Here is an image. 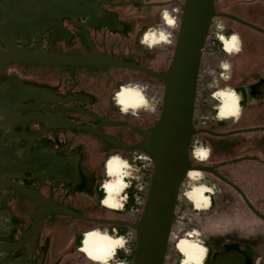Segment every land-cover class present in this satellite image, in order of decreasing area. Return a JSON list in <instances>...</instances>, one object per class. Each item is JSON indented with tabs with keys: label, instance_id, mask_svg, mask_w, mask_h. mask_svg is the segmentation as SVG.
<instances>
[{
	"label": "water",
	"instance_id": "water-1",
	"mask_svg": "<svg viewBox=\"0 0 264 264\" xmlns=\"http://www.w3.org/2000/svg\"><path fill=\"white\" fill-rule=\"evenodd\" d=\"M117 68L164 84L146 130L121 110L136 92ZM262 130L264 0H0V264H80L105 247L76 229L80 220L133 230V264H165L193 171L223 179L264 221L214 168L263 162L190 160L198 131ZM121 150L153 161L143 213L137 222L91 218L117 209L101 164ZM184 247L179 264H264V244L238 235Z\"/></svg>",
	"mask_w": 264,
	"mask_h": 264
},
{
	"label": "rangeland",
	"instance_id": "rangeland-1",
	"mask_svg": "<svg viewBox=\"0 0 264 264\" xmlns=\"http://www.w3.org/2000/svg\"><path fill=\"white\" fill-rule=\"evenodd\" d=\"M116 77L124 79V83L129 87L137 86L138 88L143 89L148 100L149 105L145 107L146 109L141 108L127 112L128 116L134 123L150 124L151 120L149 118H159L164 93V84L161 81L151 76L132 72L131 70L117 69ZM135 113L139 114V116ZM142 116L146 118H143ZM142 121L143 123H141ZM133 137L136 138L135 135ZM196 140L195 147L192 149V152H190V159L193 158L194 160H198L195 156L196 149L203 148L208 151L210 146L213 149L214 157H217L218 160L222 161L224 159L237 158L238 156L246 154L263 153V150L261 149L264 147V131L227 136L220 141L211 139L206 135L196 138ZM255 145L258 147L256 148ZM116 156L120 157L125 162L116 168L115 173L117 175H114L112 182L114 181L121 187L117 190L118 186H116L114 190L117 196L122 198V200H125L124 193L127 189L126 182L131 181V187L126 191L129 199L122 210L116 211L107 208H105V210L109 212V215L111 216L110 219H116L113 217L115 216V213H118L115 216L118 217L116 220L136 222L141 217L140 212L142 205L140 203L142 201V196L145 197V193L149 189L154 168L148 160L135 159V157H132L128 153L123 154L122 151ZM127 161L129 167L126 169V181H122L119 177V171L124 167ZM252 168L254 167L248 166L247 162H243L237 165L231 164L225 169L229 170L240 183L251 185L253 182V179H251L252 176H248L247 179H242L241 175L244 173L253 174L251 171H248L252 170ZM133 175L139 179H131V176ZM108 180L109 178L106 177L105 182ZM207 182L208 181L204 179L203 175H201V179L197 180L188 176L183 183L177 203V214L173 223L170 246L168 248L165 264H179V256L181 254L176 249V243L188 233L197 232V238L200 242L215 241L238 234V236L264 244V223L256 219V217L248 210L240 196L236 192L227 188L218 187L215 189L214 187L207 185ZM196 184L205 185L211 190V207L213 206V208L210 207L205 211L196 210L186 199L185 194ZM140 187H143L142 193L138 189ZM109 191L110 189L108 192ZM195 194L198 196L201 195L204 198L208 197L206 194H202L199 190H196ZM247 195L256 207L264 213V207L258 203L264 200V191H252L248 192ZM137 197H139V201H137ZM81 225L83 231L90 233L97 234L102 230H107L108 232L105 234L109 233L111 236L113 235L115 237L122 236L125 239V245L118 251L113 261L110 259L113 258V255L106 252L110 258L97 257L92 254V256L95 257L93 258L89 254H85L90 260L84 255L80 264H133V253L135 252L137 240L136 233L133 230L125 227L112 228L106 225H95L88 222H84ZM119 229H122L123 232L120 233ZM69 261L70 264H79L72 260Z\"/></svg>",
	"mask_w": 264,
	"mask_h": 264
},
{
	"label": "flooded vegetation",
	"instance_id": "flooded-vegetation-1",
	"mask_svg": "<svg viewBox=\"0 0 264 264\" xmlns=\"http://www.w3.org/2000/svg\"><path fill=\"white\" fill-rule=\"evenodd\" d=\"M117 69H119V70H131V69H126V68H117ZM133 71H135V70H133ZM136 72H139V71H136ZM141 73H143V72H141ZM130 78H131V76H130ZM119 79L122 82L125 81L122 78H119ZM141 90L143 91V89H141ZM143 93H144V91H143ZM144 96H145V94H144ZM145 98H146V96H145ZM121 110L132 111V110H138V109H134V108H130V107L129 108H122L121 107ZM136 115L139 116V114H136ZM135 124L139 125L137 123H135ZM146 124H148V123L140 124L141 129L146 130V128H147ZM262 131H264V130H262ZM125 132H128L127 133V139L131 143L138 144L139 139L137 138V136L134 133L130 132V128H126ZM198 132H199L198 135H196L194 137V139H193V144H192L193 146H191V152H192V149L195 147V143L197 142L196 138L202 137L203 135L214 136V137H218V138H224V137H227V136L238 135V134H233L232 133V134H227L225 136H221L220 137V136H215V135L210 134V133H204V132H201V131H198ZM256 132H260V131H256ZM250 133H253V132H250ZM241 134H244V133H241ZM134 135H135L136 138L133 137ZM255 147L257 148L258 146L255 145ZM261 150H263V153L246 154V155L238 156L237 158L224 159V160L221 161V160H218L217 157L216 158L214 157L213 149L209 146V150L208 151L200 149V151L198 152V160H194L193 158L190 159V160H191L193 165H197V166H213V165H217V164H221V163H225V162H230V161H234V160H238V159L246 158V157L255 158V159H257V160H259V161L264 163V147ZM121 151L123 152V154H127V152H125L124 150H121ZM124 162L125 161L122 160L120 157L115 156L112 160H110V161H108L106 163V170H105V163L101 164L103 175H104V179L106 177L109 178V180L105 182L106 183V187H107V191L110 189V191L108 193L117 202V209H110V210H116V211L117 210H122L123 209V205L125 203V200H122V198L117 196L116 192L114 190V188L116 186H118V185L114 181L112 182L114 175H117L115 173L116 168L119 167ZM243 162H247L248 166H253L254 167V168H252V170H248V171H251L253 174L244 173L243 175H241L242 179H247L248 176H252L251 179H253V182L251 181L252 182L251 185H247V183H244V184L240 183L237 179H235V177L230 173L229 170L225 169L226 167H228L231 164L237 165V164H240V163H243ZM214 168L216 169V171L222 177L226 178L227 180L232 182L234 185H236L247 196V198L249 200H250V198L247 195L248 192L261 191V190L264 191V165L262 163L258 162V161H255V160H241V161H236V162H233V163H230V164L216 166ZM201 175H203L204 179H206L208 181L207 185H209L211 187H214L215 189L218 188V187L219 188H227V189H230V190L236 192L240 196V198L243 200V202L246 204V207L248 208V210L256 217V219L259 220V221H263L261 218L256 216L251 211V209L248 207L247 203L245 202L244 198L240 195V193L237 190H235L231 185L226 183L223 179L218 177L217 175L212 174V173H206V172H198V171H195V172H192V173L189 174V176L191 178H194L195 180L201 179ZM111 182H112V184H111ZM196 190H199L202 194H206L208 196V197L204 198L201 195H199V202L200 203L197 206L192 202V199H194L196 197V194H195ZM210 192H211V190L207 186L202 185V184L201 185H197L196 184V185H194V187L191 190H189L185 194V197L194 206V208L196 210H200V211L204 210V209H202V206L204 205V203L208 204V207L206 209V210H208L211 207V197L209 196ZM251 202H252V205L255 207V209L264 217V213L260 209H258L256 207V205L253 203V201H251ZM211 208H213V206ZM210 211H211V209H210ZM116 214H118V213H115V216H116ZM176 214H177V210H176V213H175V218H176ZM115 216L113 218L117 219L118 217H115ZM89 217H91V218H102V219H110L111 218V216L109 215V212L106 211L105 208H97ZM175 218H174V220H175ZM82 223H84V221L80 220L78 225H77V227H76V229L83 230V227L81 225ZM106 232H108V231L107 230H102L99 233H97V235H101L102 238H103V236H104V234ZM186 236L180 238L177 241V243H176V249L178 250V252L180 254H183L184 251L186 250L185 247H184V245H185V239L184 238H186ZM190 242H200L199 239L197 238V232L191 233ZM106 252L104 253V252L100 251L99 253H92V254H94L97 257H109L107 255L108 253H106ZM92 254H89V255L91 257L95 258L94 256H92ZM88 259L90 260V258H88ZM110 259L113 261V258H110ZM66 264H70V261H68Z\"/></svg>",
	"mask_w": 264,
	"mask_h": 264
},
{
	"label": "bare ground",
	"instance_id": "bare-ground-1",
	"mask_svg": "<svg viewBox=\"0 0 264 264\" xmlns=\"http://www.w3.org/2000/svg\"><path fill=\"white\" fill-rule=\"evenodd\" d=\"M130 88L136 92V98L121 104L122 108L130 107V108H134V109H141V108H145L146 106L149 105L148 100L145 98L144 93L141 90V88H138L137 86H131ZM127 168H128V163H126L124 165V167L119 171V177H120V180H122V181H125V178L127 176V173H126ZM193 172H195V171H193ZM190 173H192V172H190ZM120 187L121 186H118L117 190H119ZM192 202L197 206L200 203L199 202V196L196 195V197L194 199H192ZM207 207H208V204L204 203V205L202 206V209L206 210ZM190 238H191V233H188L186 238H184L185 244L191 243ZM102 239H103V243H104L105 247L101 250V252H106V251L109 252L111 255H113V260H114L118 251L124 247L125 239L122 236H120V237H115L113 235L111 236L109 233L105 234Z\"/></svg>",
	"mask_w": 264,
	"mask_h": 264
},
{
	"label": "built area",
	"instance_id": "built-area-1",
	"mask_svg": "<svg viewBox=\"0 0 264 264\" xmlns=\"http://www.w3.org/2000/svg\"><path fill=\"white\" fill-rule=\"evenodd\" d=\"M203 149V148H202ZM204 150V149H203ZM200 151V149H196V151H195V156L197 157V159H198V152ZM135 159H137V157H135ZM138 159H140V160H144V159H142V158H138ZM145 160H147V159H145ZM150 163H151V165L153 166V168H154V164H153V161L152 160H148ZM127 163H128V161H127ZM128 167H129V164H128ZM131 179H136V180H138L139 178L138 177H134V176H131ZM125 181H126V179H125ZM128 183H130V184H128ZM126 184H127V189H126V191L128 190V189H130V187H131V184H132V182L130 181V182H126ZM138 187V186H137ZM139 189V191L142 193L143 192V187H140V188H138ZM126 191H125V193H126ZM147 192H148V190L146 191V193H145V195L147 196ZM124 193V198H125V203H127V201H128V194L126 193L125 194ZM143 197L142 196V201H141V205H142V209H141V212H140V214L142 215V213H143V209H144V206H145V203H146V198L147 197ZM209 196H210V193H209ZM211 197V196H210ZM137 201H139V197H137ZM125 203H124V205H123V208H124V206H125ZM140 219V218H139ZM138 221V220H137ZM136 221V222H137Z\"/></svg>",
	"mask_w": 264,
	"mask_h": 264
},
{
	"label": "trees",
	"instance_id": "trees-1",
	"mask_svg": "<svg viewBox=\"0 0 264 264\" xmlns=\"http://www.w3.org/2000/svg\"><path fill=\"white\" fill-rule=\"evenodd\" d=\"M132 72H136V71H133V70H131ZM137 73H139V74H143V75H146V76H150V75H147V74H145V73H141V72H137ZM152 77V76H151ZM207 136V135H206ZM209 138H211V139H214V140H218V141H220L222 138H218V137H214V136H208ZM263 222V221H262ZM264 223V222H263ZM112 228H116V227H112ZM119 231H120V233H122L123 232V230L122 229H119ZM241 231V230H240ZM238 235V234H237ZM170 245V244H169ZM134 254H135V252L133 253V258H134ZM167 254H168V251H167ZM167 256V255H166Z\"/></svg>",
	"mask_w": 264,
	"mask_h": 264
}]
</instances>
